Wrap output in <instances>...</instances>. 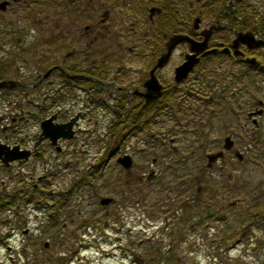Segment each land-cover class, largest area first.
Instances as JSON below:
<instances>
[{
	"label": "flooded vegetation",
	"instance_id": "obj_1",
	"mask_svg": "<svg viewBox=\"0 0 264 264\" xmlns=\"http://www.w3.org/2000/svg\"><path fill=\"white\" fill-rule=\"evenodd\" d=\"M184 1L0 0V81H13L0 88V215L28 213L36 196L62 194L65 179L73 182L90 169L103 168L97 176L112 180L109 164L120 166L122 155L130 166L118 171L125 187L117 200L131 196L125 213L140 204L145 221L150 203L144 191L164 190L163 166L197 168L204 159L192 182L173 178L175 188H194L195 199L201 179L213 181L208 169L217 162L232 183L228 189L240 190L238 164L251 150L264 152V44L250 46L236 33L250 32L263 43L264 33L212 18L211 9L223 7V0H187L186 7ZM15 22H25L27 33L11 31ZM173 36L185 39L170 46ZM42 125H63L70 136L52 140L42 136ZM217 129L220 139L212 138ZM192 132L196 145L195 134L188 139ZM135 135L141 137L125 142ZM147 151L150 162L142 158ZM215 152L220 155L207 165V154ZM169 197L166 190L173 204ZM238 200L228 203L235 207ZM99 205L103 214L108 205L114 214L121 208L112 197Z\"/></svg>",
	"mask_w": 264,
	"mask_h": 264
},
{
	"label": "rangeland",
	"instance_id": "obj_2",
	"mask_svg": "<svg viewBox=\"0 0 264 264\" xmlns=\"http://www.w3.org/2000/svg\"><path fill=\"white\" fill-rule=\"evenodd\" d=\"M223 1L228 5L233 0ZM241 3L254 5L259 14L264 12V0ZM15 16L13 12L7 15L10 19ZM22 20L28 22L26 18ZM19 22L8 28L15 31L18 27L27 33L26 23ZM232 81L235 84L236 79ZM194 134L190 133L188 139ZM140 137H127L125 142ZM221 137V129L212 134L214 139ZM194 138L196 145L198 136ZM262 146L263 143L258 146L259 151ZM141 154L150 162L149 151ZM219 163L208 169L214 175L212 182L201 179L199 200L195 199L194 188H175L173 178L177 175L180 183L192 182V174L199 175L202 170L203 158L196 169L182 164L163 166V185L159 188L164 190L144 191L150 203L147 221L140 204L133 213H125L123 205L130 202L131 196L124 203L117 200L118 191L125 187L121 176L124 171H118L120 166L129 167L111 162L109 166L116 173L112 180L106 174L97 176L103 168L96 172L90 169L88 182L83 181L79 187L68 177L62 184V194L36 196L32 202L35 209L26 210L28 213L19 209L15 216L0 215V264H264V152L251 150L238 164L243 170L236 177L242 182L240 190L235 185L231 191L228 189L232 183L226 184L220 175L216 167ZM36 173H40L39 169ZM205 184H210L211 189L203 187ZM166 190L176 199L173 204L164 198ZM100 196L112 197L121 208L114 214L108 205L105 208L109 212L103 214L98 204ZM236 198L239 200L233 207L228 202Z\"/></svg>",
	"mask_w": 264,
	"mask_h": 264
},
{
	"label": "trees",
	"instance_id": "obj_3",
	"mask_svg": "<svg viewBox=\"0 0 264 264\" xmlns=\"http://www.w3.org/2000/svg\"><path fill=\"white\" fill-rule=\"evenodd\" d=\"M187 0L184 1L183 6H187ZM229 3V2H228ZM232 3V4H231ZM230 4L227 3L223 7H214L211 9V16L217 15V19L225 18L227 22H235L234 25L239 28L252 29L253 26H257L264 33V12L260 11V14L255 10L254 5L241 3V0H233ZM168 9L172 12V7L169 6ZM203 10V8H201ZM263 15H262V14ZM118 139L120 138L117 135ZM117 139V141H118ZM188 167V166H187ZM194 168V167H193ZM196 169V167L194 168ZM89 174L85 172L80 176V178L75 179L72 183L74 186H81L83 181L88 182Z\"/></svg>",
	"mask_w": 264,
	"mask_h": 264
},
{
	"label": "water",
	"instance_id": "obj_4",
	"mask_svg": "<svg viewBox=\"0 0 264 264\" xmlns=\"http://www.w3.org/2000/svg\"><path fill=\"white\" fill-rule=\"evenodd\" d=\"M3 4H4V2H0V7ZM209 30L210 29H208V31ZM236 34H237L236 35L237 39H244L245 38L247 44L251 42L250 46H259L260 44H264L261 40L254 39L250 32H246V33L237 32ZM182 39H185V37H183V36H173V37H171L169 39L168 43L170 44V46H172L173 43H175L178 40H182ZM196 45H198V44H196ZM192 47L193 48H198V47H195V46H192ZM196 50L197 49H195V51ZM190 57H192V60L190 61L189 65L190 64L192 65V63H193L195 58H194L193 54ZM180 69L182 70L183 68H180ZM12 84H13V81H11V80H2V81H0V88L1 87H6V86H12ZM147 89H149V92L147 93V94H149L152 91L153 88L147 85ZM62 126L63 125H55V126L42 125V129H43L42 130V136H46L48 138H51L52 140L55 139L58 136L69 137L70 133L63 132L62 128H61ZM219 155H220V152L207 154V156H206L207 157V165H209L210 162L214 161L215 158L218 157ZM117 162H119L124 168H128L130 166V161H129V159H128V157L126 155L120 156L117 159ZM109 200H110L109 197H100L99 198V203L106 204L107 201H109ZM157 264H160V263H157Z\"/></svg>",
	"mask_w": 264,
	"mask_h": 264
}]
</instances>
